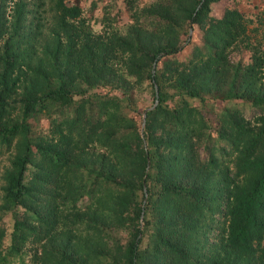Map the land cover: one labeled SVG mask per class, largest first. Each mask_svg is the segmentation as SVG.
I'll return each instance as SVG.
<instances>
[{
  "label": "trees",
  "instance_id": "obj_1",
  "mask_svg": "<svg viewBox=\"0 0 264 264\" xmlns=\"http://www.w3.org/2000/svg\"><path fill=\"white\" fill-rule=\"evenodd\" d=\"M135 1L123 30L93 31L77 2L0 0V153L18 142L0 264H264L263 41L234 7L209 15L216 0ZM45 4L50 36L37 45ZM193 23L201 43L178 59ZM143 80L158 102L140 131ZM107 84L119 93L94 90ZM215 99L213 124L203 106Z\"/></svg>",
  "mask_w": 264,
  "mask_h": 264
},
{
  "label": "rangeland",
  "instance_id": "obj_2",
  "mask_svg": "<svg viewBox=\"0 0 264 264\" xmlns=\"http://www.w3.org/2000/svg\"><path fill=\"white\" fill-rule=\"evenodd\" d=\"M72 2H77L80 4L82 8V13L85 16L86 23H88L89 27L93 31H99L100 28L104 27H115L118 29L123 30L126 26V23L130 20L128 15V11L125 7L124 0H70ZM149 1L152 0H136L134 3L138 6L148 5ZM44 8L41 10V26L37 28L36 32L32 40L36 41L37 45L41 43L46 44L49 40V29H50V11L49 6L45 4ZM227 7H234L238 9L244 17L250 18L252 21L248 23V32L249 34L259 38V40L263 41L262 47L264 48V0H216L210 3L209 15L214 17H220L224 10ZM106 23H110V26H106ZM102 31V29L100 30ZM177 39L181 42V46L183 47L182 50L177 52V58L183 60L184 57L190 51L192 44H200L201 43V28L198 24L193 23L190 28L189 25L186 29L185 33H179ZM182 39H185L182 41ZM248 51H231V54L234 59L240 57L243 61L248 60ZM160 66V62L158 64ZM147 80H143V83L138 87L134 88L135 94L132 96V106L137 109L136 112H131L139 121V129L142 131L143 125H141V115L142 111L145 107L152 105L154 101V94L151 96L149 85L146 82ZM264 83V78H262ZM153 91L154 88L158 89L156 83H153ZM167 94L174 95L173 93L179 94V90L174 86H167L165 87ZM94 90L100 92H108V93H116L118 94L119 91L116 88L110 87L107 85H97L94 87ZM181 95V94H180ZM208 95V94H205ZM157 102H158V91H157ZM174 98V97H173ZM173 98H170L172 100ZM186 99L191 104L199 105L200 101L197 97H186ZM212 99V98H209ZM169 101V100H165ZM156 102V103H157ZM222 106V101L215 99L214 101H208L203 106V111L208 118H211L212 123L214 124L215 121V113L220 111V107ZM30 127L33 133H40L44 132L45 128L48 125V119L46 117L39 116L37 118H30ZM20 139V138H19ZM16 140V139H15ZM13 141L7 150L2 149L0 153V207L2 203V190L1 185L3 184V174L7 167L9 166V160L12 155L17 151L16 145L18 142ZM149 161L147 160V167ZM146 167V168H147ZM145 196V195H144ZM145 198V197H144ZM143 198V199H144ZM5 219L0 213V230H8L7 224H5ZM141 224V221H140ZM110 232H115V235L122 238L124 235L123 230L114 229L112 228ZM142 238V246H145L148 238L151 235L150 231H146L143 233ZM115 237V236H114ZM203 238V237H202ZM206 240L209 242L211 241V234L206 235ZM2 243V242H1ZM102 245L98 243V246ZM32 264L27 256L24 257V260L12 261L7 264Z\"/></svg>",
  "mask_w": 264,
  "mask_h": 264
},
{
  "label": "water",
  "instance_id": "obj_3",
  "mask_svg": "<svg viewBox=\"0 0 264 264\" xmlns=\"http://www.w3.org/2000/svg\"><path fill=\"white\" fill-rule=\"evenodd\" d=\"M190 26H191V25H189V28H190ZM152 65H153V64H152ZM152 71H153V70H152ZM154 96H155V98H154V101H153L152 105H150V106H148V107H145V108L143 109V111H142V115H141V125L144 124V118H145L146 110H148V109H150V108H152V107H154V106L156 105V102H157V98H156V96H157V91H156V88H154ZM146 164H147V162H146Z\"/></svg>",
  "mask_w": 264,
  "mask_h": 264
}]
</instances>
